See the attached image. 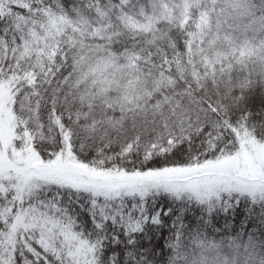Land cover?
Segmentation results:
<instances>
[{
	"label": "snow or ice",
	"instance_id": "obj_1",
	"mask_svg": "<svg viewBox=\"0 0 264 264\" xmlns=\"http://www.w3.org/2000/svg\"><path fill=\"white\" fill-rule=\"evenodd\" d=\"M240 257L264 264V0H0V264Z\"/></svg>",
	"mask_w": 264,
	"mask_h": 264
},
{
	"label": "clouds",
	"instance_id": "obj_2",
	"mask_svg": "<svg viewBox=\"0 0 264 264\" xmlns=\"http://www.w3.org/2000/svg\"><path fill=\"white\" fill-rule=\"evenodd\" d=\"M253 2H256V0H253ZM228 256H229V259H232L233 254L232 253H228ZM237 260H238V264H242V257L237 258Z\"/></svg>",
	"mask_w": 264,
	"mask_h": 264
}]
</instances>
